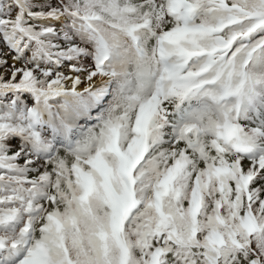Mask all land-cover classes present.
I'll return each instance as SVG.
<instances>
[{
    "label": "snow or ice",
    "instance_id": "6c2138e0",
    "mask_svg": "<svg viewBox=\"0 0 264 264\" xmlns=\"http://www.w3.org/2000/svg\"><path fill=\"white\" fill-rule=\"evenodd\" d=\"M0 264H264V0H0Z\"/></svg>",
    "mask_w": 264,
    "mask_h": 264
}]
</instances>
